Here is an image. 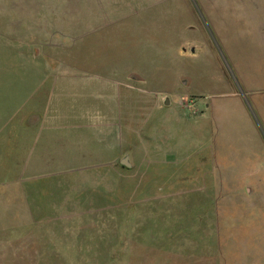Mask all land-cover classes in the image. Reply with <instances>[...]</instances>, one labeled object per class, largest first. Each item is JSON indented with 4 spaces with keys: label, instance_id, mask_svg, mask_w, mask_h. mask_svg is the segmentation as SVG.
<instances>
[{
    "label": "rangeland",
    "instance_id": "obj_1",
    "mask_svg": "<svg viewBox=\"0 0 264 264\" xmlns=\"http://www.w3.org/2000/svg\"><path fill=\"white\" fill-rule=\"evenodd\" d=\"M215 1L0 0L1 137L15 139L20 133L23 105L31 108L34 100L47 97L48 89L33 93L41 78H47L49 87L58 76L91 80L113 74L120 75L114 76L120 80L131 74L136 97L150 100L177 89L182 74L192 80L189 91L208 87V82H198L199 74H220L222 62L229 67V59L226 62L216 46H247L245 36L252 28L244 11L249 0L226 1L220 11L229 13L214 18ZM236 5L239 14L235 13ZM191 50L196 53L184 54ZM229 86L224 85L221 91L230 90ZM220 103L221 111L206 121L210 128L203 134L205 145L195 150L210 157L208 168L213 171L206 174L210 183L214 174L232 197V204L223 208L220 218L222 231L214 261L155 250L150 215L138 228L141 236L149 239L136 240L133 235L121 240L117 211L104 212V227L54 225L60 221L55 220L58 214L53 205L64 199L63 193L73 190H60L57 183L76 175H58L53 164L43 163V176L24 180L28 197L13 198L6 195V185L17 183L13 175L22 163L16 157L0 156V264H149L157 256H167L166 264H264V125L247 103L242 108L227 96ZM142 111L147 119L151 113L159 114L144 105ZM252 122L262 135L260 143L253 144L247 137ZM187 136L190 144L199 141L192 134ZM194 169L183 176H190L200 187L210 186ZM183 186L186 191L175 193V200L189 195L187 188L191 186ZM172 211L160 218L175 222L197 212L188 208ZM101 214L93 212L92 216ZM74 215L75 220L85 217L83 212ZM138 215L147 214L141 211ZM120 216L124 217L123 212ZM124 253L129 258L117 257Z\"/></svg>",
    "mask_w": 264,
    "mask_h": 264
},
{
    "label": "crops",
    "instance_id": "obj_2",
    "mask_svg": "<svg viewBox=\"0 0 264 264\" xmlns=\"http://www.w3.org/2000/svg\"><path fill=\"white\" fill-rule=\"evenodd\" d=\"M226 1L229 0L215 1L214 18L229 13L220 11L225 9ZM249 1L244 10L245 18L252 25L245 36L247 46H216L226 62V58L229 59V67L222 62L220 74H199V83H209L199 91H189L192 80L185 74L179 77L177 89L162 94L157 100L136 97L129 80L131 74H124L121 81L115 79L120 75L113 74L91 80L58 76L49 87L46 86L47 78H41L33 93L42 89H48L49 93L45 99L34 100L31 108L23 105L17 137H1L0 127V156L12 157L11 160L16 157L22 163L21 169L13 175L18 179L17 183L6 185V195L18 199L28 197L25 178L41 177L44 175L43 163L53 164V172L58 175H76L71 180L57 183L60 190L66 187L73 190L63 193L64 199L53 205V211L58 214L55 220L60 221L54 225L104 227V212L117 211L121 240L133 235L136 240L149 239L141 236L138 228L150 215L149 220L154 224L151 239L155 250L214 261L218 257L222 231L220 218L223 208L232 204V197L223 190L214 174L210 183L206 177L207 172L213 171L208 168L210 157L201 156L200 151L196 153L195 150L205 145L203 134L210 128L206 121L221 111L220 101L224 96L233 98L242 108H246L247 103L264 125V0ZM239 11L236 5L235 13L239 14ZM195 53L191 50L184 54ZM221 78L224 84L220 82ZM226 84L231 85L230 90L221 91ZM185 101L192 102L193 108L187 107ZM142 105L159 114L151 113L147 119ZM250 128L247 137L253 144L260 143L262 135L253 122ZM7 130L4 126L3 131ZM188 134L199 141L192 140L190 144ZM125 158L130 167L122 164ZM192 168L203 174V180L210 186L200 187L190 176H183ZM183 185L191 186L187 188L189 195L175 200V193L186 191ZM249 185L260 188L253 182ZM194 190L199 193L193 194ZM234 193L237 200L238 188ZM180 208L197 212L175 222L160 218ZM99 211L101 215L92 216L93 212ZM141 211L147 215L139 216ZM75 212H83L85 217L75 220ZM176 227L179 229H172ZM117 257L128 256L124 253ZM166 259L167 256H157L149 264H166Z\"/></svg>",
    "mask_w": 264,
    "mask_h": 264
},
{
    "label": "water",
    "instance_id": "obj_3",
    "mask_svg": "<svg viewBox=\"0 0 264 264\" xmlns=\"http://www.w3.org/2000/svg\"><path fill=\"white\" fill-rule=\"evenodd\" d=\"M122 164H124L127 167H130V164L128 163V158H125L122 162Z\"/></svg>",
    "mask_w": 264,
    "mask_h": 264
},
{
    "label": "built area",
    "instance_id": "obj_4",
    "mask_svg": "<svg viewBox=\"0 0 264 264\" xmlns=\"http://www.w3.org/2000/svg\"><path fill=\"white\" fill-rule=\"evenodd\" d=\"M185 103H186L187 107H191V108H193V106H192V102L189 103V102H186V101H185Z\"/></svg>",
    "mask_w": 264,
    "mask_h": 264
}]
</instances>
